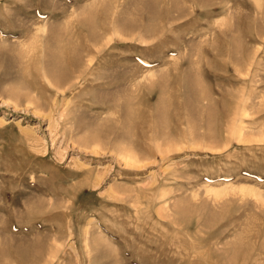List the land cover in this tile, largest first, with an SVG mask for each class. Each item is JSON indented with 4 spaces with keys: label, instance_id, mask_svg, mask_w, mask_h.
Returning a JSON list of instances; mask_svg holds the SVG:
<instances>
[{
    "label": "rangeland",
    "instance_id": "374dc122",
    "mask_svg": "<svg viewBox=\"0 0 264 264\" xmlns=\"http://www.w3.org/2000/svg\"><path fill=\"white\" fill-rule=\"evenodd\" d=\"M0 264H264V0H0Z\"/></svg>",
    "mask_w": 264,
    "mask_h": 264
},
{
    "label": "bare ground",
    "instance_id": "6f19581e",
    "mask_svg": "<svg viewBox=\"0 0 264 264\" xmlns=\"http://www.w3.org/2000/svg\"><path fill=\"white\" fill-rule=\"evenodd\" d=\"M70 64H73V62L70 61ZM131 154V153H130ZM132 155V154H131ZM134 157V156H133ZM125 159V158H124ZM128 161V160H127Z\"/></svg>",
    "mask_w": 264,
    "mask_h": 264
}]
</instances>
